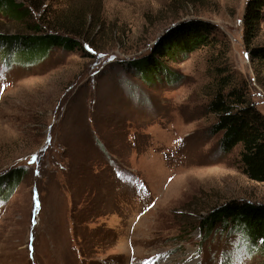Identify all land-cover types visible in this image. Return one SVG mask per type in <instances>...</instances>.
I'll return each mask as SVG.
<instances>
[{
	"label": "rangeland",
	"instance_id": "374dc122",
	"mask_svg": "<svg viewBox=\"0 0 264 264\" xmlns=\"http://www.w3.org/2000/svg\"><path fill=\"white\" fill-rule=\"evenodd\" d=\"M35 1L32 19L72 10L86 26L81 48L11 50L10 63L0 52V176L25 169L0 202V264H220L239 232L205 234L202 216L230 199L264 203V182L242 172L240 145L220 149L206 109L221 70L225 90L240 85L264 115V61L242 37L247 0ZM189 18L214 25L216 41L167 61L177 81L126 67ZM24 23L0 13V32ZM260 45L264 9L250 48ZM232 258L264 264V250Z\"/></svg>",
	"mask_w": 264,
	"mask_h": 264
},
{
	"label": "trees",
	"instance_id": "16d2710c",
	"mask_svg": "<svg viewBox=\"0 0 264 264\" xmlns=\"http://www.w3.org/2000/svg\"><path fill=\"white\" fill-rule=\"evenodd\" d=\"M26 2L27 6L25 0H0V13L25 22L26 29L13 34L0 32V52L4 53V63L14 61V56H9L11 50L16 49L28 53L29 48L38 51L39 47L46 51L53 46L68 50L81 48L79 35L86 26L82 17H75L77 14L74 11L71 13L72 10L64 14L51 10L50 15L45 16L46 11H43L36 19H32V10L38 11L43 5H37L35 0ZM39 3L42 4V1ZM47 4L43 10L51 7ZM263 9L264 0H247L242 19V37L249 55L260 61H264V45L250 48V44L259 29ZM84 12L82 9V15ZM27 18L31 21H24ZM45 22L47 26L44 27ZM214 30V25L204 19L181 20L158 36L148 52L124 61V64L134 68L147 83L163 78L166 83L177 81L179 74L170 70L167 61L186 58L190 53L212 45L216 41ZM217 73L221 75L215 82L214 94L206 106L207 112L215 117L210 133L220 132L219 147L225 153L240 145L242 172L251 180L264 182V115L256 109L240 85L234 84L225 90L229 84L228 75H223L221 70ZM24 172L23 167H17L0 176V202L6 201ZM199 227L205 234L216 229L226 230L228 234L239 232L238 243H233L231 250L221 253L220 264H235L232 257L241 260L254 249L264 250V203L230 199L202 216Z\"/></svg>",
	"mask_w": 264,
	"mask_h": 264
},
{
	"label": "snow or ice",
	"instance_id": "6c2138e0",
	"mask_svg": "<svg viewBox=\"0 0 264 264\" xmlns=\"http://www.w3.org/2000/svg\"><path fill=\"white\" fill-rule=\"evenodd\" d=\"M32 159H33V160H35V159H36V157H33Z\"/></svg>",
	"mask_w": 264,
	"mask_h": 264
}]
</instances>
